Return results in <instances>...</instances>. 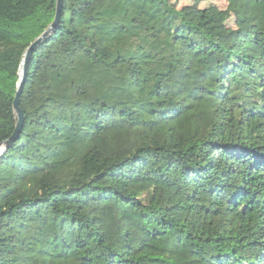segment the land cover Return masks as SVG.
<instances>
[{
    "label": "trees",
    "instance_id": "trees-1",
    "mask_svg": "<svg viewBox=\"0 0 264 264\" xmlns=\"http://www.w3.org/2000/svg\"><path fill=\"white\" fill-rule=\"evenodd\" d=\"M56 0H0V144ZM62 0L0 152V264H264V0Z\"/></svg>",
    "mask_w": 264,
    "mask_h": 264
},
{
    "label": "water",
    "instance_id": "water-1",
    "mask_svg": "<svg viewBox=\"0 0 264 264\" xmlns=\"http://www.w3.org/2000/svg\"><path fill=\"white\" fill-rule=\"evenodd\" d=\"M61 6H62V0H56V11H55V16L54 19L52 21V23L49 25V27L43 32L41 33L24 51V54L22 56V60L20 62L19 65V72H18V82L16 84V92H15V96H14V100H13V111L14 114L17 118V123L14 127L13 133L11 134V136L6 139L4 142H2L0 144V152L5 151L8 147L11 146V144L18 139V136L21 132V128L23 125V115L22 112L19 108V98L20 95L22 93V89L26 80V76H27V70H28V63L29 60L32 56V54L34 53V51L36 50L37 46L51 33L54 31V29L56 28V25L58 23L59 20V13L61 10Z\"/></svg>",
    "mask_w": 264,
    "mask_h": 264
},
{
    "label": "rangeland",
    "instance_id": "rangeland-1",
    "mask_svg": "<svg viewBox=\"0 0 264 264\" xmlns=\"http://www.w3.org/2000/svg\"><path fill=\"white\" fill-rule=\"evenodd\" d=\"M233 2L234 0H170L171 5L194 9H208L211 14L210 25L217 29L233 27Z\"/></svg>",
    "mask_w": 264,
    "mask_h": 264
}]
</instances>
